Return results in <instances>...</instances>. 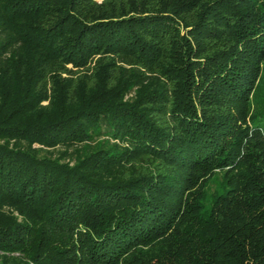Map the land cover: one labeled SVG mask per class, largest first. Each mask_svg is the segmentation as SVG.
<instances>
[{
  "label": "trees",
  "instance_id": "trees-1",
  "mask_svg": "<svg viewBox=\"0 0 264 264\" xmlns=\"http://www.w3.org/2000/svg\"><path fill=\"white\" fill-rule=\"evenodd\" d=\"M0 264H264V0H0Z\"/></svg>",
  "mask_w": 264,
  "mask_h": 264
}]
</instances>
